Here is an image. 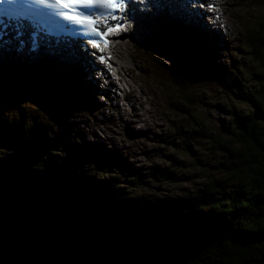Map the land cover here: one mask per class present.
I'll list each match as a JSON object with an SVG mask.
<instances>
[{"label": "trees", "instance_id": "trees-1", "mask_svg": "<svg viewBox=\"0 0 264 264\" xmlns=\"http://www.w3.org/2000/svg\"><path fill=\"white\" fill-rule=\"evenodd\" d=\"M157 29L155 42L147 44L150 58L166 55L171 46L188 61V69L168 79L184 89L185 101L197 105L200 99L182 85L210 80L219 85L224 107L235 113L226 135L210 132L200 114H194L200 125L195 136L194 128L185 132L197 143L210 133L216 154L202 163L209 171L205 183L193 193L152 200L146 186H163L178 177L176 171L156 163L147 170L124 155L110 168L112 161H100L109 150L95 153L92 147L88 160L97 161L101 173L70 174L72 162L80 170L83 164L69 157L77 147L69 143L71 92L65 76L44 90L41 76L26 82L13 74L0 85V264H264V34L246 38L244 48L262 73L256 87L242 95L252 109L238 111L226 98L243 103L240 95L203 68L164 23ZM242 73L250 79L254 72ZM47 91L58 97L57 107L42 100H49ZM57 118L64 123H48ZM218 154L212 173L209 160ZM100 209L116 212L104 215Z\"/></svg>", "mask_w": 264, "mask_h": 264}, {"label": "rangeland", "instance_id": "rangeland-1", "mask_svg": "<svg viewBox=\"0 0 264 264\" xmlns=\"http://www.w3.org/2000/svg\"><path fill=\"white\" fill-rule=\"evenodd\" d=\"M168 16L160 13L153 21L146 22V25L139 21L128 35L116 37L113 41L116 56L112 72L102 66L74 68L56 58H47L45 62L35 55L26 57L15 53L4 56L7 60L15 58L23 66L28 79L29 76H41L38 84L45 88L52 87L61 73L67 75L64 80L68 82L71 94L66 113L72 111L69 143L77 147L70 150L69 157L82 158L83 164L80 170L78 163L72 162L69 165L70 174H81V171L83 173L88 169L101 173L98 170L99 163L88 160L89 154L94 155L92 152L97 151L103 154L104 150H109L105 159L100 161H106V158L112 161L108 165L110 168L124 155L135 166L147 170L152 163H156L176 171L175 175L178 177L171 182H162L165 183L163 186H157L156 182L146 186L147 190L144 192L152 200L155 197L178 196L182 191L192 192L207 180L205 174L209 171L202 163L216 153L211 146L210 133L198 143L190 141L200 128L194 114L202 115L201 121L206 128L211 129L210 132L218 130L225 134V128L231 124L235 113L224 107L227 105L225 101H221L219 85L210 80L188 81L182 85L200 99L197 105L185 101L182 95L184 89L178 91L177 85L168 79L188 69L186 57L175 52L171 46L167 56L158 54L155 59H151L147 53L150 50L147 49V44L153 41L152 35L157 36V23L169 22L193 51L202 67L218 75L231 94L238 97L240 95L243 103H239V99L226 98L234 101L236 110L252 109V103L242 95L256 87L253 84L262 72L257 73L261 71L258 62L251 59L244 46L248 36L264 34V0H218V8L212 14L213 24L207 15L192 26L174 19L171 14ZM145 18L148 20V17ZM137 26L140 27L136 28ZM142 28L145 29V35L136 37ZM136 39L139 40L135 41ZM128 40L131 45L126 44ZM183 53L190 60V55L184 51ZM11 63H7L5 69L0 64V84L10 80L8 65ZM86 70L89 75H85ZM242 70L247 74L254 73L248 79ZM51 97L57 102L58 99L52 93ZM42 100L53 108L51 99ZM50 120L48 123L55 127L65 121L64 118ZM191 128L195 129L193 136L185 133ZM90 147L92 152L89 151ZM154 150L160 152H151ZM59 153V157L65 159V153ZM151 154L159 157L150 159ZM170 156L177 161H171ZM218 158L219 154L216 159L209 160L212 165L209 170L212 173L216 170L213 165ZM51 164L52 162L47 163L48 166ZM60 164L63 166L62 162ZM181 165L185 167L181 170L176 168ZM81 176L88 177L83 174ZM89 176L93 178V173H89ZM107 210L100 209L98 212L104 215L116 212ZM134 212L137 211L133 210Z\"/></svg>", "mask_w": 264, "mask_h": 264}, {"label": "snow or ice", "instance_id": "snow-or-ice-1", "mask_svg": "<svg viewBox=\"0 0 264 264\" xmlns=\"http://www.w3.org/2000/svg\"><path fill=\"white\" fill-rule=\"evenodd\" d=\"M5 4V0H0V5ZM8 7L0 9V34L7 27L4 23V17L9 20L27 21L32 25L45 28L49 25H60L63 21L84 22L87 25H94L96 21L91 15H70L69 11L74 5H104L110 8H119L126 6V0H7ZM63 6V7H60ZM115 19V17H113ZM18 27L22 25L18 23ZM122 25L117 24L115 28H109L105 32H99L104 38L105 44L109 43L107 37ZM36 33H33V46L35 47ZM93 44L99 46L97 41L93 40ZM103 59V57H101Z\"/></svg>", "mask_w": 264, "mask_h": 264}, {"label": "bare ground", "instance_id": "bare-ground-1", "mask_svg": "<svg viewBox=\"0 0 264 264\" xmlns=\"http://www.w3.org/2000/svg\"><path fill=\"white\" fill-rule=\"evenodd\" d=\"M170 14L172 16L175 13H170ZM147 16L148 15H145V17H147ZM174 18H179V16L176 15ZM144 19H147V18H144ZM197 21H198L197 19H194V18L191 19V21L189 22V26L198 24ZM142 22H143V24L146 25V22H149V20L148 21H142ZM182 25L184 26V24H182ZM140 26H137L136 28H139ZM134 28H135V26H134ZM144 31H145V29L142 28L141 31H138L137 32L136 37L144 36L145 35V32ZM133 39H135V38H133ZM138 40L139 39H136L135 41H138ZM126 44L127 45H131V43L129 42V40H128V42H126ZM8 48H12V45H9ZM149 52L151 53L150 50H148V54H149ZM6 53L7 52L4 51V50H1L0 51V64H3L4 65V69H5L6 64L9 63V62H12L11 64H19L20 65V63L15 58H11L10 60L5 59L4 56H5ZM44 56H46L47 58H56L59 61H65L69 66L74 67V68H81L80 66H82V67H88L87 66L88 65V62L87 61H83V59L78 58L76 55H73L71 53V50L70 49L60 48V52H55L54 55H51V54L47 53V51H46V52H44ZM34 63H36V61H34ZM26 67H28V66H26ZM85 75H89L88 70L85 71ZM98 190H100V189H98Z\"/></svg>", "mask_w": 264, "mask_h": 264}, {"label": "water", "instance_id": "water-1", "mask_svg": "<svg viewBox=\"0 0 264 264\" xmlns=\"http://www.w3.org/2000/svg\"><path fill=\"white\" fill-rule=\"evenodd\" d=\"M51 106H56V102H54L53 100H52V98H51Z\"/></svg>", "mask_w": 264, "mask_h": 264}]
</instances>
